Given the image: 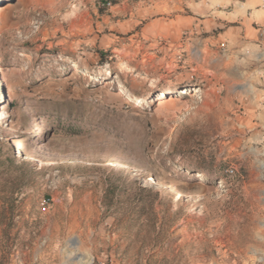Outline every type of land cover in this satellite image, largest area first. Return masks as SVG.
Masks as SVG:
<instances>
[{
  "label": "rangeland",
  "instance_id": "374dc122",
  "mask_svg": "<svg viewBox=\"0 0 264 264\" xmlns=\"http://www.w3.org/2000/svg\"><path fill=\"white\" fill-rule=\"evenodd\" d=\"M19 1L0 0V264H264L254 67L182 29L215 0Z\"/></svg>",
  "mask_w": 264,
  "mask_h": 264
},
{
  "label": "crops",
  "instance_id": "0c3cea01",
  "mask_svg": "<svg viewBox=\"0 0 264 264\" xmlns=\"http://www.w3.org/2000/svg\"><path fill=\"white\" fill-rule=\"evenodd\" d=\"M208 6L198 7L183 23L182 29L189 26L192 31L186 48L200 46L205 52L227 42L232 52L244 55L245 65L254 67L247 75L254 89L244 94L243 124L250 129L257 126L264 139V0H215ZM261 254L264 259V250Z\"/></svg>",
  "mask_w": 264,
  "mask_h": 264
},
{
  "label": "bare ground",
  "instance_id": "6f19581e",
  "mask_svg": "<svg viewBox=\"0 0 264 264\" xmlns=\"http://www.w3.org/2000/svg\"><path fill=\"white\" fill-rule=\"evenodd\" d=\"M30 1V0H28ZM77 1L79 0H64L63 2H60L61 4H56L57 6H54V11L53 14L50 18H54L58 15H60L61 13H63L64 11L69 10ZM24 0H20L19 3H23ZM0 24H7L5 22H9V17H10V12H11V7L10 6H5L4 10H0ZM31 23V22H29ZM76 74H74V76H76ZM197 89V88H195ZM198 91V90H197ZM123 93V92H122ZM131 101L136 104V103H140L141 99L140 98H132ZM169 188L171 189V193H174L177 191V189L175 188L174 185L170 184ZM178 193V192H176ZM184 196H187L186 194H184ZM199 200L198 198H196V203H198Z\"/></svg>",
  "mask_w": 264,
  "mask_h": 264
},
{
  "label": "built area",
  "instance_id": "2783aa9c",
  "mask_svg": "<svg viewBox=\"0 0 264 264\" xmlns=\"http://www.w3.org/2000/svg\"><path fill=\"white\" fill-rule=\"evenodd\" d=\"M227 173L233 175V174L235 173V169L230 168V169L227 171ZM260 264H263V263H260Z\"/></svg>",
  "mask_w": 264,
  "mask_h": 264
},
{
  "label": "trees",
  "instance_id": "16d2710c",
  "mask_svg": "<svg viewBox=\"0 0 264 264\" xmlns=\"http://www.w3.org/2000/svg\"><path fill=\"white\" fill-rule=\"evenodd\" d=\"M108 3H109V1H107V0H106V1H105V3H104V4H105V6H106Z\"/></svg>",
  "mask_w": 264,
  "mask_h": 264
}]
</instances>
